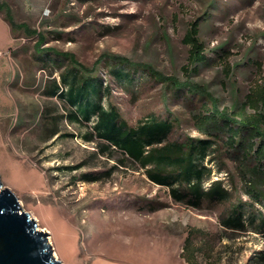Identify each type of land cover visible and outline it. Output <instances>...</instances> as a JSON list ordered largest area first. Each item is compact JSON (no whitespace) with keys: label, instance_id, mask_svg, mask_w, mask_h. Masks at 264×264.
<instances>
[{"label":"rangeland","instance_id":"obj_1","mask_svg":"<svg viewBox=\"0 0 264 264\" xmlns=\"http://www.w3.org/2000/svg\"><path fill=\"white\" fill-rule=\"evenodd\" d=\"M0 7L2 188L9 187L38 229L48 232L57 259L189 264L182 252L193 227L201 230L200 264H264V200L248 192L245 164L226 138L205 163L230 199L205 200L197 208L175 201L168 187L119 150L101 154L103 142L86 138L96 118L70 119L74 108L65 97L47 92L61 83L65 64L55 52L70 53L84 72L109 83L102 103L117 105L131 125L156 115L175 122L172 140L205 138L195 114L205 105L227 114L264 83V0H0ZM10 16L23 27L16 33ZM194 22L209 59L187 73L184 38ZM123 63L138 67L131 82L112 72ZM190 88L197 93L188 95ZM57 116L60 133L47 138ZM108 170L111 176L102 180L81 177ZM237 205L244 229L222 222Z\"/></svg>","mask_w":264,"mask_h":264},{"label":"trees","instance_id":"obj_2","mask_svg":"<svg viewBox=\"0 0 264 264\" xmlns=\"http://www.w3.org/2000/svg\"><path fill=\"white\" fill-rule=\"evenodd\" d=\"M9 19L14 33L23 28L15 23L12 16ZM199 26L198 22H194L184 38L190 46L188 65L184 66L187 73H197L200 65L209 59L204 42L199 37ZM55 54L58 58H64L65 64L60 74L61 83L54 81L47 92L51 96L65 97L66 104L74 108L66 115L70 119L80 122L96 118L93 131L86 138L87 141L98 138L103 142L101 154L119 150L125 160H131L135 166L144 169L151 181L168 187L175 201L199 208L205 200L225 202L230 199V191L224 186L223 180H212V168L205 163L207 157L219 151L217 148L221 147V141L226 138L224 142L228 150L233 156L242 157L245 164L246 176L251 182L248 192L256 195L259 201L264 200V83L253 87L244 103L227 114L219 113L209 105L195 114L198 130L207 137L172 140L175 128L173 120L152 115L137 125H131L117 105L112 103L107 107L102 103L106 94L110 96L109 83L105 87L97 72H84L79 67L81 63L70 53ZM48 56L46 53L41 58ZM57 57L53 63L60 61ZM137 71L138 67L125 63L112 69L117 80L129 82ZM173 87L178 92L183 89L177 83ZM196 93L194 88L188 90L190 96ZM58 119L59 116L49 122L52 128L47 138L60 133ZM125 160L121 162L124 164ZM109 171L85 173L81 177L88 181H98L110 177ZM207 180H211L209 186H206ZM222 222L227 227L244 229L242 206H234L231 214ZM261 224L264 226V217ZM200 233V229L191 227L184 241L182 257L189 264H200L199 254L202 249L196 243Z\"/></svg>","mask_w":264,"mask_h":264},{"label":"water","instance_id":"obj_3","mask_svg":"<svg viewBox=\"0 0 264 264\" xmlns=\"http://www.w3.org/2000/svg\"><path fill=\"white\" fill-rule=\"evenodd\" d=\"M0 179V264H64L57 259L48 232L24 211L16 194Z\"/></svg>","mask_w":264,"mask_h":264}]
</instances>
